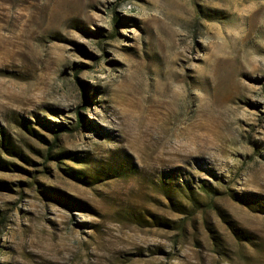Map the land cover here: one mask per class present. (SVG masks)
<instances>
[{"label":"rangeland","instance_id":"374dc122","mask_svg":"<svg viewBox=\"0 0 264 264\" xmlns=\"http://www.w3.org/2000/svg\"><path fill=\"white\" fill-rule=\"evenodd\" d=\"M0 264H264V0H0Z\"/></svg>","mask_w":264,"mask_h":264}]
</instances>
